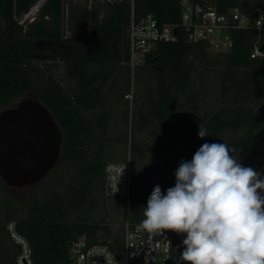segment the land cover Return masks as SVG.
Instances as JSON below:
<instances>
[{
	"label": "trees",
	"instance_id": "trees-1",
	"mask_svg": "<svg viewBox=\"0 0 264 264\" xmlns=\"http://www.w3.org/2000/svg\"><path fill=\"white\" fill-rule=\"evenodd\" d=\"M39 1L0 0V112L24 98L42 100L63 133L62 156L19 199L0 178V264H17L11 223L34 264H70L71 244L81 237L119 248L127 226L141 227L154 187L164 193L174 187L180 162H190L204 143H225L243 166L264 170V0H207L220 14L238 9L251 21L230 31L233 48L221 54L187 42L182 0L72 3L68 38L66 0H47L36 19L21 22ZM149 15L176 25L178 39L159 43L132 66L129 30ZM86 21L98 32L94 51L74 39ZM51 44L79 56L58 57ZM200 124L209 133L203 139ZM109 163H130L129 197H107ZM155 237L171 240L169 264H177L185 237L171 231Z\"/></svg>",
	"mask_w": 264,
	"mask_h": 264
},
{
	"label": "clouds",
	"instance_id": "clouds-1",
	"mask_svg": "<svg viewBox=\"0 0 264 264\" xmlns=\"http://www.w3.org/2000/svg\"><path fill=\"white\" fill-rule=\"evenodd\" d=\"M198 136H209L200 124ZM225 143H204L181 161L174 187L155 186L143 207L150 235H183L177 264H264V175ZM126 167V166H125ZM125 167L107 165L114 193Z\"/></svg>",
	"mask_w": 264,
	"mask_h": 264
},
{
	"label": "built area",
	"instance_id": "built-area-1",
	"mask_svg": "<svg viewBox=\"0 0 264 264\" xmlns=\"http://www.w3.org/2000/svg\"><path fill=\"white\" fill-rule=\"evenodd\" d=\"M183 6L182 25L187 32V42L196 45L205 42L213 54L230 52L233 48L231 30L245 28L251 24L250 19L238 9L227 14L218 13L207 0H187ZM255 26L260 27L257 21ZM177 26L161 24L153 15L144 20L132 22L129 30V46L131 64L135 66L147 52L159 43L177 41ZM68 38V36H64ZM257 55L261 53L257 50ZM118 164V163H109ZM107 164V165H109ZM125 167L118 183V191L114 193L113 180L107 166L105 167L106 194L110 197H129L132 184L130 163L118 164ZM12 239L19 249L17 264H34L32 251L27 240L15 230V224L9 225ZM172 257L170 239L156 238L143 230L142 227L127 226L124 240L115 250L106 245H89L84 237L71 244L70 264H169Z\"/></svg>",
	"mask_w": 264,
	"mask_h": 264
},
{
	"label": "water",
	"instance_id": "water-1",
	"mask_svg": "<svg viewBox=\"0 0 264 264\" xmlns=\"http://www.w3.org/2000/svg\"><path fill=\"white\" fill-rule=\"evenodd\" d=\"M76 35L75 41L88 51L87 41L99 48L98 32L89 24H81ZM62 144L61 128L39 98H24L4 109L0 112L1 180L12 189L36 187L59 163Z\"/></svg>",
	"mask_w": 264,
	"mask_h": 264
},
{
	"label": "rangeland",
	"instance_id": "rangeland-1",
	"mask_svg": "<svg viewBox=\"0 0 264 264\" xmlns=\"http://www.w3.org/2000/svg\"><path fill=\"white\" fill-rule=\"evenodd\" d=\"M78 1H81V0H66V8H65V15H64V26H63V35L64 36H68V37H72L74 34H73V30H72V22H71V19H72V12H71V4L72 3H76ZM187 3V0H183V4L186 5ZM38 5V4H37ZM34 6L30 12L22 19V23H25L26 21L27 22H32L34 19H36L37 17V14H38V11L40 10L41 6L37 8L36 11H33L34 8L37 7ZM33 11V13H32ZM29 16V17H28ZM90 27H93V23L90 22V21H86ZM82 24V23H81ZM81 24H79L78 26H76V34H77V31L79 30ZM75 34V38L77 37V35ZM48 51L52 54H55L56 56L58 57H65V58H76L79 56V52L80 51H77L75 48L73 47H69L67 45H62V46H59V45H56V44H51L49 47H48ZM52 69L54 70V72H56V74H60L62 72V65L59 63L58 66H52ZM262 175H264V170L261 172ZM35 188V187H34ZM31 189L33 188H24V189H14L12 191L13 195L16 197V198H21L26 192H29L31 191ZM108 197V195H107ZM100 215L99 214H96L95 215V218H99Z\"/></svg>",
	"mask_w": 264,
	"mask_h": 264
},
{
	"label": "bare ground",
	"instance_id": "bare-ground-1",
	"mask_svg": "<svg viewBox=\"0 0 264 264\" xmlns=\"http://www.w3.org/2000/svg\"><path fill=\"white\" fill-rule=\"evenodd\" d=\"M45 1H46V0H41V1L39 2V4L37 5V7L33 9V11H36L38 7H40L41 5H43V4L45 3ZM33 11H32V13H33ZM30 13H31V12H30ZM28 17H29V16H28Z\"/></svg>",
	"mask_w": 264,
	"mask_h": 264
},
{
	"label": "flooded vegetation",
	"instance_id": "flooded-vegetation-1",
	"mask_svg": "<svg viewBox=\"0 0 264 264\" xmlns=\"http://www.w3.org/2000/svg\"><path fill=\"white\" fill-rule=\"evenodd\" d=\"M75 38V37H74ZM87 44H89V51H94L96 50V47L90 46V43L87 41ZM83 45V44H82Z\"/></svg>",
	"mask_w": 264,
	"mask_h": 264
},
{
	"label": "crops",
	"instance_id": "crops-1",
	"mask_svg": "<svg viewBox=\"0 0 264 264\" xmlns=\"http://www.w3.org/2000/svg\"><path fill=\"white\" fill-rule=\"evenodd\" d=\"M182 4H183V0H182ZM85 23H87V22H85ZM88 24V23H87Z\"/></svg>",
	"mask_w": 264,
	"mask_h": 264
}]
</instances>
